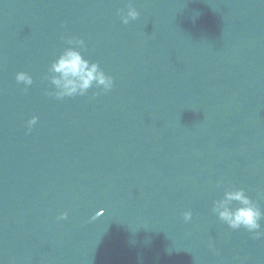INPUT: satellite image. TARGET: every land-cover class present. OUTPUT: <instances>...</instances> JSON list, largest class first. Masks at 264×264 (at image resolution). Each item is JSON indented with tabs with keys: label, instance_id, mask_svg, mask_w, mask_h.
Masks as SVG:
<instances>
[{
	"label": "water",
	"instance_id": "95a60500",
	"mask_svg": "<svg viewBox=\"0 0 264 264\" xmlns=\"http://www.w3.org/2000/svg\"><path fill=\"white\" fill-rule=\"evenodd\" d=\"M69 47L113 88L50 95ZM237 189L264 212V0H0V264H264Z\"/></svg>",
	"mask_w": 264,
	"mask_h": 264
},
{
	"label": "clouds",
	"instance_id": "9594fccd",
	"mask_svg": "<svg viewBox=\"0 0 264 264\" xmlns=\"http://www.w3.org/2000/svg\"><path fill=\"white\" fill-rule=\"evenodd\" d=\"M139 13L131 3L127 5L126 13L121 11V22L125 25L130 21L137 20ZM69 45H76L84 49L83 40L69 39L66 41ZM48 72L51 74L47 77L48 82L54 87L55 91L50 93L55 99L62 100L65 97L84 96L93 84L101 87L103 92H108L113 88V78L106 76L99 68L98 64H89L79 51L73 48H67L54 62L51 63ZM17 83H23L25 88L31 86L32 78L23 72L16 75ZM95 95V94H94ZM37 123V118L33 117L28 121V129ZM236 201L241 205L234 211L230 209L231 202ZM213 212L219 219L233 230L240 228L246 229L253 233L254 239L264 238V231L261 230V221L264 220V212L261 211L258 204L250 200L243 189L226 191L224 199L214 203ZM67 213L57 217V220H66ZM183 220L188 223L192 220L190 211L183 213ZM211 242L209 247H211Z\"/></svg>",
	"mask_w": 264,
	"mask_h": 264
}]
</instances>
